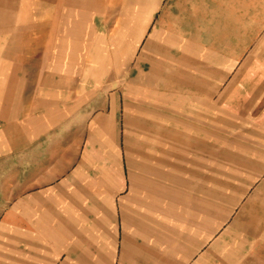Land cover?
<instances>
[{"label": "rangeland", "instance_id": "obj_1", "mask_svg": "<svg viewBox=\"0 0 264 264\" xmlns=\"http://www.w3.org/2000/svg\"><path fill=\"white\" fill-rule=\"evenodd\" d=\"M231 1L230 22L241 12L240 0ZM140 5L0 0V109L14 119L20 90L22 120L53 121V150L65 153L55 160L54 200H92L100 184L159 182L162 167L197 168L199 178L212 180L215 200H264L253 185L264 171L253 154L260 139L264 153V96L255 111L253 97L238 87V49L226 47L235 33L225 26L182 39L158 24L169 0ZM149 5L157 8L150 12ZM253 59L244 75L253 74ZM257 61L264 76L263 42ZM246 82L256 89L255 80ZM261 83L256 90L262 85L264 93Z\"/></svg>", "mask_w": 264, "mask_h": 264}, {"label": "crops", "instance_id": "obj_2", "mask_svg": "<svg viewBox=\"0 0 264 264\" xmlns=\"http://www.w3.org/2000/svg\"><path fill=\"white\" fill-rule=\"evenodd\" d=\"M139 1L142 7L150 2ZM177 1L169 0L158 13V24L182 39L197 31L213 35L225 26L235 33L234 44L226 47L238 49V87L259 110L264 96L262 85L256 90L258 80H264L256 68L264 43L259 39L262 0H240L241 12L231 22L226 9L231 0ZM155 8L150 6V12ZM252 56L254 72L244 75ZM247 79L255 80L254 91ZM14 102L12 120L0 109V264H264V200L242 199L239 205L215 200L212 180L199 178L197 168L162 167L165 176L159 182L100 184L92 200L67 195L55 201V160L65 153L53 150L54 123H38L36 116L22 120L20 90ZM32 105L36 111L38 104ZM238 105L241 111V100ZM259 149L256 142L255 163L264 167ZM253 185L264 192V171ZM248 208L260 209V215H248Z\"/></svg>", "mask_w": 264, "mask_h": 264}]
</instances>
